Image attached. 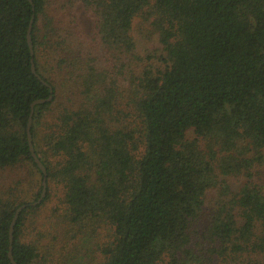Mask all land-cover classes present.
I'll return each mask as SVG.
<instances>
[{
    "label": "trees",
    "instance_id": "obj_1",
    "mask_svg": "<svg viewBox=\"0 0 264 264\" xmlns=\"http://www.w3.org/2000/svg\"><path fill=\"white\" fill-rule=\"evenodd\" d=\"M24 203L18 264H264V0H0V264Z\"/></svg>",
    "mask_w": 264,
    "mask_h": 264
},
{
    "label": "water",
    "instance_id": "obj_2",
    "mask_svg": "<svg viewBox=\"0 0 264 264\" xmlns=\"http://www.w3.org/2000/svg\"><path fill=\"white\" fill-rule=\"evenodd\" d=\"M33 3V0H30ZM33 22H34V17H32L31 21H30V25H29V29H28V41L30 44V48H31V53L32 55L34 54V49H33V39H32V28H33ZM32 70L33 72L44 82L47 83V81H45L44 78H42V76L37 72V68L34 62V58H32ZM53 87L50 86V95L46 98H38L35 99L32 104H31V113H30V117H29V121H28V127H27V134H28V142H29V146H30V150L32 153V156L35 160V162L38 164L39 168L42 170L43 172V188H42V192L40 197L36 200L31 202V205H37L39 204L43 198L46 196L47 193V178H48V170L46 165L43 163V161L40 159V157L38 156V154L36 153L35 147H34V142H33V135H32V131H31V127H32V123H33V114H34V109L35 106L37 104H41V103H45L48 101H51L53 99ZM28 204L24 203L22 205H20L15 214L14 217L12 219L11 225H10V230H9V234H10V249H9V257L12 261L13 264H18V262L16 261L14 254H13V241H14V231H15V224L16 221L19 217L20 212L27 207Z\"/></svg>",
    "mask_w": 264,
    "mask_h": 264
},
{
    "label": "rangeland",
    "instance_id": "obj_3",
    "mask_svg": "<svg viewBox=\"0 0 264 264\" xmlns=\"http://www.w3.org/2000/svg\"><path fill=\"white\" fill-rule=\"evenodd\" d=\"M152 32H153V30H152ZM135 35H136V38L138 40L139 52L142 55H144L145 52L148 50L155 49V48L161 46L159 43V39H158L157 34L151 33L150 38H146V37L143 38V35L137 31V27H136ZM132 119H133V117H132ZM232 181H233L232 183H234L235 186L239 185V182H237V181L235 182L234 179H232ZM55 192H58L57 194H60L61 190L59 191V189L56 187ZM56 201H57V199H55L54 202H52V201L49 202L47 209L45 210L46 213L49 214L50 208L55 205ZM87 234H88V236L84 240L85 248L82 249L83 250V256L81 257V260L83 262H86L85 264H88V263L89 264H95L94 261L92 260L91 249L96 248L98 245L106 242L108 237H109L108 232H107L106 228H102L101 233H100L101 235H98L97 237L91 236V232H88ZM96 264H99V263L96 262Z\"/></svg>",
    "mask_w": 264,
    "mask_h": 264
}]
</instances>
